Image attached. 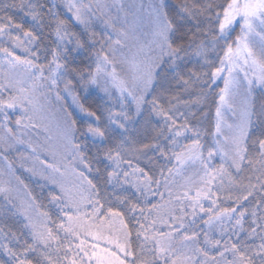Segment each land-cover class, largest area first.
<instances>
[{"label":"snow or ice","instance_id":"1","mask_svg":"<svg viewBox=\"0 0 264 264\" xmlns=\"http://www.w3.org/2000/svg\"><path fill=\"white\" fill-rule=\"evenodd\" d=\"M257 88L264 0H0V264H264Z\"/></svg>","mask_w":264,"mask_h":264},{"label":"rangeland","instance_id":"2","mask_svg":"<svg viewBox=\"0 0 264 264\" xmlns=\"http://www.w3.org/2000/svg\"><path fill=\"white\" fill-rule=\"evenodd\" d=\"M102 2H107V3L119 2V3L125 4L126 6H128V5H133L134 6V5H138L141 2H143L144 4H147V3L150 2V0H102ZM128 20L131 23V21H132V16L131 15L128 16ZM218 83L222 85L221 82H218ZM262 94L263 93L261 92V90L259 88L255 89L253 91V98H254L255 102L258 103V102H261L262 101V99H261V95ZM68 100L71 102V99L70 98H68ZM53 103L55 104V102H53ZM41 139H43V137H41ZM0 167H3L2 162H0ZM25 176H26V174L21 175V179H24ZM25 183H26V179H25Z\"/></svg>","mask_w":264,"mask_h":264},{"label":"trees","instance_id":"3","mask_svg":"<svg viewBox=\"0 0 264 264\" xmlns=\"http://www.w3.org/2000/svg\"><path fill=\"white\" fill-rule=\"evenodd\" d=\"M183 2V0H168V3L170 4V5H177V4H180V3H182ZM189 2H191V0H189ZM219 86L220 87H222V85L221 84H219ZM264 94V93H263ZM261 95V99L262 100H264V95ZM193 99H195V98H193ZM257 103V102H256ZM260 102H258L257 103V105L259 104ZM66 104H71V102L67 99L66 100ZM69 110H71V109H69ZM205 111L208 113V120L205 122V126L206 127H208L209 126V121H211L212 120V116H213V113H214V109L212 110V111H209V110H207V109H205ZM24 180H25V177H24ZM26 183H28V181L26 180Z\"/></svg>","mask_w":264,"mask_h":264}]
</instances>
